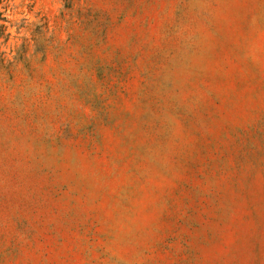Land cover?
I'll return each mask as SVG.
<instances>
[{"label":"rangeland","instance_id":"374dc122","mask_svg":"<svg viewBox=\"0 0 264 264\" xmlns=\"http://www.w3.org/2000/svg\"><path fill=\"white\" fill-rule=\"evenodd\" d=\"M0 264H264V0H0Z\"/></svg>","mask_w":264,"mask_h":264}]
</instances>
